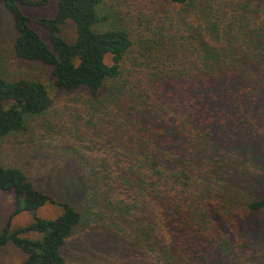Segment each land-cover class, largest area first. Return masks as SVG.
I'll use <instances>...</instances> for the list:
<instances>
[{
    "label": "trees",
    "instance_id": "16d2710c",
    "mask_svg": "<svg viewBox=\"0 0 264 264\" xmlns=\"http://www.w3.org/2000/svg\"><path fill=\"white\" fill-rule=\"evenodd\" d=\"M0 2L14 24L11 56L42 63L53 77L12 72L0 61V139L44 118L53 88H86L99 106L110 95L102 119L114 120L121 149L98 163L75 153L82 180L134 189L146 231L166 230L177 264H242L255 237L251 216L264 212V0H240L224 16L201 0H151L172 27L141 43L124 0H58L53 16L35 20L48 41L22 9L48 0ZM70 20L73 40L61 34ZM136 48L163 65L126 82L123 62ZM0 190L15 204L0 247L13 243L25 254L22 264H71L63 247L84 213L37 187L20 166L0 162ZM48 203L62 212L38 216ZM22 211L36 214L15 228Z\"/></svg>",
    "mask_w": 264,
    "mask_h": 264
},
{
    "label": "rangeland",
    "instance_id": "374dc122",
    "mask_svg": "<svg viewBox=\"0 0 264 264\" xmlns=\"http://www.w3.org/2000/svg\"><path fill=\"white\" fill-rule=\"evenodd\" d=\"M124 1L127 5L124 11L134 16L131 28L136 35V43L172 27L169 20H161L165 17L164 13L151 0ZM204 1L218 16H224L227 10L240 2L201 0ZM57 2L48 0L39 6L22 7L32 18V26L47 41V29L35 20L53 16ZM192 11L193 8L189 10L190 13H185L187 21L193 19ZM11 19L12 15L0 2V61L9 71H29L53 79L48 66L39 62H24L11 56L10 47L15 34ZM173 19L177 22L175 15ZM75 33L73 21L62 25L61 34L68 40H73ZM139 49L136 48L123 62L122 78L127 79L126 82H133L157 64L163 65L153 55L141 54ZM47 81L50 82V79ZM87 92L86 88L78 91L53 88V103L44 118L28 119L23 130L0 139V162L22 167L37 187L54 196L57 201L71 202L84 213L83 222L75 228L63 247L69 263L177 264L170 255L166 230L155 233L146 231L148 229L145 227L148 226L141 219L143 201L138 199L137 202L133 198L134 189H109L107 184L112 181L107 182L108 179L98 189L86 184L80 177L81 167L75 160V153L98 163L105 159L111 161L114 153H119L117 150L121 149L116 125L112 123L114 120L102 119V110L105 109L101 110V107L109 109L113 99L105 94L107 100L99 106L96 101L89 100ZM94 105L97 107L94 108ZM108 167L112 170V176L116 177L118 171ZM14 209L12 194L0 190V232ZM60 212L62 206L59 203H48L37 211V215L55 218ZM34 214L29 211L17 214L13 218V227L31 222ZM250 222L255 228V237L253 242L245 244L247 258L244 256L241 259L242 264H264V212L253 213ZM27 236L35 234L28 233ZM24 258L25 254L11 242L0 247V264H22Z\"/></svg>",
    "mask_w": 264,
    "mask_h": 264
}]
</instances>
